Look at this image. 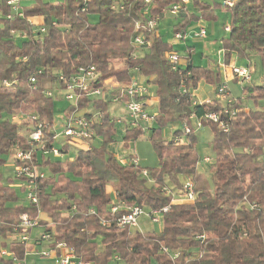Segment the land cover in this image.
<instances>
[{"label":"trees","instance_id":"trees-1","mask_svg":"<svg viewBox=\"0 0 264 264\" xmlns=\"http://www.w3.org/2000/svg\"><path fill=\"white\" fill-rule=\"evenodd\" d=\"M182 2L35 0L27 6L20 2L24 16H19L7 0H0V167L6 166L17 145L31 148L29 133L40 123L46 147L52 146L57 111L55 97L47 92L54 84L62 88L60 75L69 77L92 65L98 76L95 87L111 76L126 84L136 75L154 86L158 113L149 130L159 158L153 168L121 163L108 149L117 135L116 119L106 109L109 103L84 95L80 108L94 105L95 112H102V117L85 114L100 141L64 160L47 157L37 147L32 163L46 172L37 181V203L25 196V202L17 204L18 189L24 193L25 187L15 174L5 177L0 169V247L27 261L33 246L46 242L56 248L65 242L85 264H264V76L260 84H251L252 78L243 86L232 104L238 112L224 132L204 118L220 112L222 102L216 97L194 102L192 93L202 79L216 90L219 71L198 65L190 45L186 54H180L185 63L173 69L168 57L176 50L172 41L159 32V24L149 26L151 20L171 15L173 32H186L201 20H217L218 8L224 7L230 18V30L220 39L224 63L244 58L250 67L256 55L264 66V0H235L231 7L223 0ZM179 3L182 9L171 14L172 6ZM137 35L144 39L139 48L134 42ZM70 110L68 103L62 112ZM15 114L24 115L21 123L13 120ZM194 117L213 131L214 156L206 169L200 168L192 125L189 133L176 129L171 139L161 137L165 125L192 122ZM144 132L128 124L122 135L125 146ZM184 134L188 141H176ZM71 148L66 144L63 151ZM143 169L149 178L142 175ZM185 177L194 182L195 199L173 202V195L163 187L179 190ZM114 199L146 210L170 207L161 215L160 230L145 231L117 225V217L127 210L113 213ZM23 214L39 219L26 242L14 233ZM37 228L41 233L34 235ZM43 233L49 234V241L40 237ZM0 264L13 262L0 255Z\"/></svg>","mask_w":264,"mask_h":264},{"label":"built area","instance_id":"built-area-1","mask_svg":"<svg viewBox=\"0 0 264 264\" xmlns=\"http://www.w3.org/2000/svg\"><path fill=\"white\" fill-rule=\"evenodd\" d=\"M149 1V0H147ZM184 4H188L191 0H182ZM21 0H7V3L11 6L13 12L17 13L19 16H24L23 12L20 10ZM235 0H223L225 6H233ZM113 7L116 8V5ZM118 7V6H117ZM180 9H182V4H175L170 9L171 14L176 15ZM10 17V15H9ZM159 24V18L151 20L149 26L151 28L157 27ZM225 31L230 30V25H225ZM44 31V27L41 28ZM207 36V29L205 26H199L198 30L195 31H178L173 32L172 40L174 43L186 42L187 40H192L194 38H205ZM143 36L137 35L135 38L137 47H142L144 44ZM193 50V49H192ZM134 55V54H133ZM137 56L135 53L134 58ZM169 60L172 64V68L175 70L180 69L181 55L178 54V51L173 50L168 54ZM227 66V65H226ZM231 74L236 76L239 84L243 85L247 82H251L252 74L249 65H236L230 64ZM94 65L89 67H80L78 72L72 76L66 77L64 75L59 76L61 81L62 90L64 92L65 100L71 105L72 110L69 113H66L62 118L61 127L56 128L54 138V143L51 147L47 148L44 142L45 133L43 130L44 125L38 124L34 127V130L29 133V145L30 149H23L20 145L16 146L14 153L11 155L13 157L12 164H15V175L19 178V182L25 187V196L26 198L34 203L38 202V195L36 192L37 181L39 178L46 176V172L41 169L39 165H34L32 163L33 153L36 148L39 147L40 150L45 154H51L55 157H63L65 152L63 147L67 144L76 149H86L91 150L93 143L96 139V133L92 126V120L88 119L86 115L78 114L80 108V101L84 95L92 98L99 99L103 102H118L124 104L127 108V114L129 117V125L132 128L141 127L143 130H148L151 127V124L154 121V115L148 111V100L151 91L146 84L140 82L137 78H133L129 83L119 84L117 89L114 87L107 86H94L97 82V70ZM33 82L36 81L35 77H32ZM183 91L186 90L184 84H182ZM230 88L227 85V80L220 83L216 89L215 97L220 100L223 104L222 110L220 112L213 111L205 114L204 118L217 123L219 127L224 131H228L230 128V123L233 117H235L238 109L233 107L232 104L238 101V97L234 96L230 92ZM49 96H54V90H49L47 92ZM13 120L21 123V118H24L23 114H15L12 116ZM94 117H102V112H95ZM36 118V117H33ZM198 125L201 126V120L198 119ZM184 133H189L191 128L188 124H185L183 127ZM59 137L62 138L63 142L60 143V146L57 145ZM179 139V138H177ZM181 140V139H179ZM121 163L128 164L133 163L135 165H140L137 157L133 156L127 159H119ZM212 157L206 156L203 158V162L210 164L212 162ZM142 175L150 177L149 172L146 169L142 170ZM151 180V178L149 179ZM194 182L190 177H185L183 180V186L179 190H175L170 186L163 187V191L167 194L173 195V202H182V201H193L195 199V188ZM252 207L256 204H251ZM170 205L164 206L160 209L146 210L141 207V205L134 206H125L124 202H118L113 200L111 202V211L113 213L117 212L121 208H126V212L117 217L118 226H129L130 228H139V218L142 215H146L152 222L160 223L161 215L163 212L168 211ZM76 207L73 206L72 209ZM107 223L106 220H103V224ZM39 225V219H31L27 214L21 216V221L15 229V235L22 242H26L31 237V230L34 227ZM30 230V231H29ZM22 232V233H21ZM43 240L49 241V234L43 233L40 236ZM167 250V248H164ZM34 250L28 251L27 254H33ZM0 255L6 259L12 260L13 264H28L27 260L18 258V256L11 251L9 248L0 247ZM37 255V254H36ZM57 257V264H85L80 258L75 255L73 248L69 247L65 242L59 243L56 248L48 247V252L41 254L39 256H52Z\"/></svg>","mask_w":264,"mask_h":264},{"label":"rangeland","instance_id":"rangeland-1","mask_svg":"<svg viewBox=\"0 0 264 264\" xmlns=\"http://www.w3.org/2000/svg\"><path fill=\"white\" fill-rule=\"evenodd\" d=\"M53 1H58V0H51ZM21 3L24 5H31L33 3H35V0H21ZM217 13L219 15V18L217 20H207V27L209 30V34L202 39L196 40V50L199 53H203V57H201L200 55H195L194 59L195 62L198 63V65L204 66V67H211V68H218V65L213 62L210 61L209 62V57L214 60L217 61L218 59H222V62L224 63V59H223V54H219L218 49H219V45L221 44H216L214 46H209L207 45L209 42L215 41V38L217 39H221L222 37L226 36L227 33L223 30L224 24L229 22L230 18L227 15V12H225L224 7L218 8ZM160 31L161 34L163 36H166V38H170L173 35V31L170 27V25H162L160 27ZM199 41V42H197ZM185 42H181L180 45H176L175 44V49L178 51V54L184 55L186 53V49H185ZM237 61V65H247L249 60L244 59V58H236ZM183 61L181 59L180 62V66H182ZM232 63V62H231ZM261 58L259 56L253 55L251 57V61H250V70L252 73V82L251 84L255 85V84H260L262 83V76H264V66L261 64ZM226 68H229L230 70V66L228 65ZM232 75V74H231ZM232 80H235L234 82H229L228 85L230 87V92H232V94L234 96H241V92L243 91V86L246 84H237V78L236 76H234V74L232 75ZM52 89L54 90V94H55V109H56V113H55V118H54V125L55 127L58 126L59 130L61 127V121L66 114V112H59L60 110H62L64 108V106L66 105V100L64 98V92L62 90H60V88L58 87V85H52L51 86ZM193 95V101L195 99H201L204 100L207 97L210 98H214L215 97V92L213 90V84L203 81L199 84L198 88L194 90V92H192ZM195 96V97H194ZM195 102V101H194ZM252 104V103H251ZM154 107H149L148 111L155 115L156 113H158V102L155 101V104H153ZM127 107L122 104V103H118V102H111L106 106V109L109 111L110 115L112 117H115L116 119L119 117H122L121 121H116V127H117V135L116 136V141L114 142H120L123 138V132L126 128V126L128 125L129 122V117L127 114ZM89 112H95L97 111L96 107L94 105H90L87 107ZM24 118H21V122L23 121ZM154 124V122L152 123V125ZM188 124L189 127L191 128V125L193 126V128L195 129V142H194V147L196 149V152L200 158V168H207L206 162H203V158H205L206 156H210L213 157L214 156V148H213V144H212V139H213V131L212 128L209 125H203V126H199L198 125V118H193L192 122H185L184 124L181 123H175V124H167L162 128V132H161V137L162 139H171L173 137V133L174 131L177 129H183L184 125ZM60 126V127H59ZM25 131V130H23ZM26 133V132H25ZM150 136H151V130H146L143 134H141V136H139L137 138L136 141V152L138 154V158L141 160V165L143 167L146 168H153V167H157V165L159 164V158L157 155V152L155 151V149L153 148V144L150 140ZM182 142H186L188 141V136L186 134H184L183 136H181ZM180 138V137H179ZM62 138L59 137L58 139V143L57 145H59V143L61 142ZM176 141H179V139H176ZM108 149L112 150V151H125L124 148H116L115 146H110L108 147ZM76 148L72 147L71 150L69 151L68 154H66L65 156H63L61 159H65L67 157H71L75 155V151ZM109 150V151H110ZM134 148L131 147L129 148V150L126 149V154L133 152ZM51 156L54 157L51 154H47V157ZM55 158V157H54ZM60 158V157H58ZM13 161V157L8 158L7 164L6 166L3 165L0 167L1 171L3 172L4 176H10V175H14L15 174V168L13 167L12 164ZM49 173V172H48ZM208 176L210 175L209 173L207 174ZM18 195H19V201L17 204H23L25 202V193H23V191L18 189ZM139 228L145 231H149V230H160L162 228V224L161 223H155L151 221V219H149L146 215H142L139 218ZM39 228L35 229L34 232H39ZM32 244V243H31ZM33 250H34V254H37L38 256H36V258H31L28 261V264H56L57 263V257L52 256H39L41 254H44L46 252H48V248H47V243L46 242H42L41 244H37L35 246H33Z\"/></svg>","mask_w":264,"mask_h":264},{"label":"crops","instance_id":"crops-1","mask_svg":"<svg viewBox=\"0 0 264 264\" xmlns=\"http://www.w3.org/2000/svg\"><path fill=\"white\" fill-rule=\"evenodd\" d=\"M225 10V12H226V9H224ZM227 15L229 16V14L227 13ZM175 18L173 17V16H171V15H166L164 18H162L160 21H159V32H161L160 31V27L163 25H170V27H171V29H172V25H173V20H174ZM32 21H37V22H40V18H37V17H32V19H31ZM228 24V22L227 23H225L224 24V27H225V25H227ZM205 26L206 27V29H207V35L209 34V30H208V27L206 26L207 25V21L206 20H201V21H199L195 26H193L189 31H195V30H198V28H199V26ZM224 27H223V30L225 31V29H224ZM173 31V30H172ZM168 39H170V41H172V44H173V46H174V48H175V44L176 45H180V43H174L173 41L174 40H172L171 39V37L170 38H168ZM200 38H194V39H192V40H187L184 44H185V48H186V46L187 45H190V46H192L193 47V51H194V55H193V59H194V56L195 55H200L201 57H203V53H199L198 54V52H197V50H196V40H199ZM197 42H199V41H197ZM221 43V40L220 39H217V38H215V41H212V42H209L207 45H209V46H214V45H216V44H220ZM216 52H218L219 54H223V52H222V48H221V44L219 45V49H218V51H216ZM186 54V53H185ZM183 56V55H182ZM182 61H183V63L182 64H184L185 63V57H182ZM194 61H195V59H194ZM210 61H213V62H215L217 65H218V68H214V69H217L218 71H219V73L221 74V83L223 82V81H225V80H227V85H228V83L229 82H234L235 80H232V75H231V72L229 71V68H226L228 65H230V64H238L237 63V61H236V59L235 60H233L232 61V63H230V64H228L227 66H226V64L225 63H223L222 62V59H218L217 61H214V60H212L210 57H209V62ZM243 65V64H242ZM135 78H137L140 82H143L144 84H146L147 86H148V88L150 89V91H151V94H150V96L147 98V100H148V108L149 107H154V105L153 104H155V101H157L158 102V100H157V97L155 96V94H154V86L151 84V83H148L147 82V79L145 78V77H143V76H141V75H136L135 76ZM203 80V79H202ZM203 81H205V80H203ZM202 81H200V83H201ZM207 82V81H206ZM199 83V84H200ZM237 84H239L238 82H236ZM105 84L107 85V86H111V87H114V89H117V86L120 84V82H119V80H118V78L116 77V76H111V77H109V78H107L106 80H105ZM199 86V85H198ZM228 87H229V85H228ZM230 88V87H229ZM213 90H214V92H215V95H216V90H215V86L213 85ZM241 94H242V92H241ZM194 95V94H193ZM195 97V96H194ZM215 98V97H214ZM214 98H210V97H207L206 99H204V100H199V99H195L194 101L195 102H199V103H201V102H208V101H211V100H213ZM67 104H68V102L66 101V105L64 106V108H66L67 107ZM63 108V109H64ZM62 109V110H63ZM62 110H60L59 112H62ZM89 111H88V109L87 108H85V109H80L79 110V112H78V114H80V115H84V114H86V113H88ZM63 113V112H62ZM113 118H115V117H113ZM60 119H62V118H60ZM116 119V118H115ZM121 121L122 120V117H119V118H117L116 119V121ZM54 123H55V121H54ZM61 123H62V121H61ZM128 124H129V122H128ZM151 126H152V124H151ZM60 127V126H59ZM57 129H59L58 128V126H57ZM97 141H100V139H99V137H96V139H95V141H94V143H93V146L94 145H97L98 143H97ZM63 142V140H61V142L60 143H62ZM60 143H59V145H60ZM110 146L112 147V146H115L116 148H124V150L125 151H117V152H115V151H112V150H110V152L117 158V159H127V158H131V157H133V156H135V157H137L138 158V154H137V152H136V141L134 142V143H132L129 147H126L125 146V143H124V140L122 139L119 143L118 142H112V143H110ZM131 147H133L134 148V150H133V152H131V153H128V154H126V149L127 150H129V148H131ZM77 150V149H76ZM69 153V152H68ZM68 153H65V155L66 154H68ZM64 155V156H65ZM74 156H71L70 158H73ZM62 158V157H61ZM138 160H139V164L141 165V160L138 158ZM108 190H109V192H112V193H114V191H113V189H112V187H108ZM115 194V193H114ZM41 233V231H39V232H35L34 233V235H38V234H40ZM47 248H48V245H47ZM36 256H38V255H36V254H31L30 255V257L31 258H36ZM54 257H56L55 255H53ZM31 258H29V260L31 259ZM28 260V261H29ZM57 264V263H56Z\"/></svg>","mask_w":264,"mask_h":264}]
</instances>
